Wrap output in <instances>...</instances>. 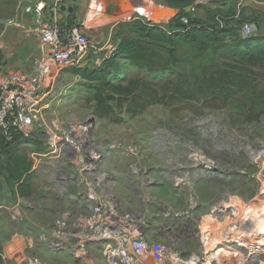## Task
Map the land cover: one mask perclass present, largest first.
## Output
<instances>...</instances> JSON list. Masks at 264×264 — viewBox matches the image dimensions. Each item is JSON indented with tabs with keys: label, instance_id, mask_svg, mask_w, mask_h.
I'll return each mask as SVG.
<instances>
[{
	"label": "rangeland",
	"instance_id": "374dc122",
	"mask_svg": "<svg viewBox=\"0 0 264 264\" xmlns=\"http://www.w3.org/2000/svg\"><path fill=\"white\" fill-rule=\"evenodd\" d=\"M36 1L0 0L1 58L8 72L33 77L45 60L38 37L22 28L31 24L23 9ZM193 1L213 8L226 0ZM236 2L237 12L264 14L262 0ZM99 3L106 7L103 0H61L52 13L58 22L94 19L87 33L102 50L90 53L82 68L59 71L44 98L31 134L39 147L25 148L33 162L31 196L11 194L0 176V244L12 232L38 237L37 228L27 231L26 217L41 213L45 227L57 230L65 221L66 230L84 234L85 241L99 237L95 245L104 230L115 236L138 231L149 245L193 264H264V158L256 160L264 149V118L233 124L229 111L208 102L150 105L136 113L117 96L110 115L99 117L74 70L99 67L119 33L128 35L123 17L166 28L176 13L165 0H119L108 8L110 16L89 10ZM62 7L77 10L69 15ZM6 18L21 26L3 25ZM252 35L264 36V21ZM182 57L191 60L190 51ZM139 76L131 70L129 77ZM68 217L82 225L70 229Z\"/></svg>",
	"mask_w": 264,
	"mask_h": 264
},
{
	"label": "trees",
	"instance_id": "16d2710c",
	"mask_svg": "<svg viewBox=\"0 0 264 264\" xmlns=\"http://www.w3.org/2000/svg\"><path fill=\"white\" fill-rule=\"evenodd\" d=\"M193 3L165 0L176 11L166 28L141 19L124 22L128 35L119 33L99 67L74 70L91 93L99 117L110 115V103L117 96L136 113L150 105L208 102L229 111L233 124L261 123L264 36L242 38L240 29L245 22L258 28L264 14L251 8L237 12L236 0L219 1L213 8L196 6L191 12ZM198 10L202 18L196 16ZM187 50L191 60L182 57ZM131 70L140 76L131 79ZM39 143L19 133L10 139L0 136V176L16 197L32 194L33 162L25 148L36 149ZM0 264H5L1 245Z\"/></svg>",
	"mask_w": 264,
	"mask_h": 264
},
{
	"label": "built area",
	"instance_id": "2783aa9c",
	"mask_svg": "<svg viewBox=\"0 0 264 264\" xmlns=\"http://www.w3.org/2000/svg\"><path fill=\"white\" fill-rule=\"evenodd\" d=\"M60 1L37 0L23 9V13L30 17L31 24L22 28L24 32L38 37L41 53L45 58L35 76L29 77L22 72H8L3 65L0 44V136L6 139H10L15 133L30 137L46 108L44 98L51 92L58 72L69 68H82L90 53L97 54L102 50L100 44L95 43L87 33L95 23L94 19L88 21L86 18L81 23L74 21L68 23V20L58 22L51 18ZM97 5L98 7L90 6L89 10L104 14L106 12L104 4ZM196 6L188 10L193 12ZM122 20L130 22L132 16L128 15ZM2 24L21 26L10 18L4 19ZM88 24L90 25L87 26ZM254 26L250 22L243 23L240 29L241 37L252 36ZM45 47L48 48L47 54L43 53ZM260 158H264V149L257 153L256 160ZM65 225V221L57 222V230H53L55 237L65 234ZM93 225L94 222L90 221L86 224L89 227ZM113 234L109 230H104L100 236L106 264H143L147 259H150L152 264H193V259L181 260L158 245H149L142 240L138 231L136 234L134 232H125L117 236ZM91 239L99 240V237ZM84 242L85 240L82 241L80 248H83ZM25 264L42 263L30 259L25 261Z\"/></svg>",
	"mask_w": 264,
	"mask_h": 264
},
{
	"label": "crops",
	"instance_id": "0c3cea01",
	"mask_svg": "<svg viewBox=\"0 0 264 264\" xmlns=\"http://www.w3.org/2000/svg\"><path fill=\"white\" fill-rule=\"evenodd\" d=\"M111 7V5L107 7L105 15L110 16L108 12ZM23 16L25 15L23 14ZM68 216L70 215L68 214ZM42 218L41 213L27 214L26 217L27 231L37 228L38 237L34 238L31 234L24 232H12L6 242L0 244L5 264H25V261L30 259L38 260L42 264H106L101 244L95 245L92 243V239L88 238L82 244L83 248H80L85 236L76 234L72 230L70 232L65 230L63 236L55 237L51 228L44 225L48 222ZM68 219L72 223L70 229L79 226L75 223L76 220L73 221L71 217ZM143 264H152V261L147 259Z\"/></svg>",
	"mask_w": 264,
	"mask_h": 264
},
{
	"label": "water",
	"instance_id": "95a60500",
	"mask_svg": "<svg viewBox=\"0 0 264 264\" xmlns=\"http://www.w3.org/2000/svg\"><path fill=\"white\" fill-rule=\"evenodd\" d=\"M104 1V3L106 4V8L109 6V5H111L112 7L117 3V2H119L118 0H103ZM109 1H110V3L111 4H109ZM77 10V7H73V8H70V7H62L61 8V12H68V13H71V12H73V11H76ZM47 52H48V48L47 47H45L44 49H43V53L44 54H47Z\"/></svg>",
	"mask_w": 264,
	"mask_h": 264
},
{
	"label": "bare ground",
	"instance_id": "6f19581e",
	"mask_svg": "<svg viewBox=\"0 0 264 264\" xmlns=\"http://www.w3.org/2000/svg\"><path fill=\"white\" fill-rule=\"evenodd\" d=\"M119 1V0H118ZM28 186V185H27Z\"/></svg>",
	"mask_w": 264,
	"mask_h": 264
}]
</instances>
